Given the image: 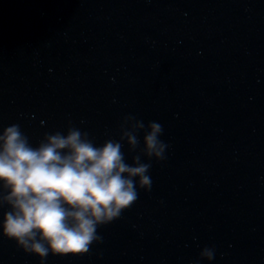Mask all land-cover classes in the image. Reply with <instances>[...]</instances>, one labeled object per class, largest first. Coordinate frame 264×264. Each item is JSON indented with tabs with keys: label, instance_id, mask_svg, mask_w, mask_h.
Here are the masks:
<instances>
[{
	"label": "water",
	"instance_id": "1",
	"mask_svg": "<svg viewBox=\"0 0 264 264\" xmlns=\"http://www.w3.org/2000/svg\"><path fill=\"white\" fill-rule=\"evenodd\" d=\"M127 114L170 146L151 191L45 264H192L204 246L199 264H264V0H0L5 126L35 146L70 121L99 145ZM0 264L40 259L0 236Z\"/></svg>",
	"mask_w": 264,
	"mask_h": 264
},
{
	"label": "clouds",
	"instance_id": "2",
	"mask_svg": "<svg viewBox=\"0 0 264 264\" xmlns=\"http://www.w3.org/2000/svg\"><path fill=\"white\" fill-rule=\"evenodd\" d=\"M163 131L159 122L127 114L118 139L98 145L69 121L34 146L18 123L0 120V236L40 264L49 255L88 254L103 239L99 229L137 202L138 189L151 191L152 161H164L170 147ZM215 257V247L204 246L192 264Z\"/></svg>",
	"mask_w": 264,
	"mask_h": 264
}]
</instances>
